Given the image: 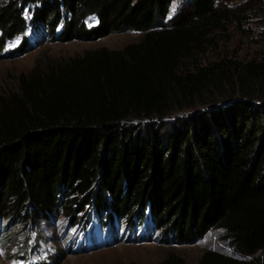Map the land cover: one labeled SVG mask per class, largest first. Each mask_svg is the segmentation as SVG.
<instances>
[{
	"label": "trees",
	"instance_id": "trees-1",
	"mask_svg": "<svg viewBox=\"0 0 264 264\" xmlns=\"http://www.w3.org/2000/svg\"><path fill=\"white\" fill-rule=\"evenodd\" d=\"M224 1L185 0L164 24L171 0H0V50L4 37L22 28L26 2L38 4L33 18L50 30L62 17L59 40L142 33L119 51L85 57L97 65L90 93L75 86L82 78L66 72L46 76L50 86L37 92L21 79L20 95L0 97V218L68 214L77 200L125 214L147 208L155 226L179 242L220 229L239 253L264 251V102H229L201 113L198 126L177 119L174 132L161 137L152 129H118L129 115L162 118L172 104L185 106L229 80L225 62L179 69L212 29L243 17L245 9ZM87 14H94V26L82 23ZM231 67L241 97L264 95V65ZM159 264L187 263L169 255ZM194 264L264 260L204 250Z\"/></svg>",
	"mask_w": 264,
	"mask_h": 264
},
{
	"label": "rangeland",
	"instance_id": "rangeland-1",
	"mask_svg": "<svg viewBox=\"0 0 264 264\" xmlns=\"http://www.w3.org/2000/svg\"><path fill=\"white\" fill-rule=\"evenodd\" d=\"M224 2L229 7L239 5L245 9L241 12L243 17L239 22L224 20L221 28L212 29L204 36L200 47L193 48L192 54L181 59L179 69L191 72L194 66L225 62L229 67V80H222L224 84L220 88L209 86L200 95L184 102L188 103L185 106L172 104L162 118L129 115L120 122L118 129L131 132L152 129L156 131L152 132L154 136L161 137L174 132L179 125L175 123L177 119L183 124L194 120L198 126L202 114L229 102H264V95L258 93L250 98L240 96L236 79L238 70L231 67L234 64L244 66L248 62L264 65V1ZM184 4L185 0H171L162 23L167 24ZM36 7H39L36 2L20 5L22 28L4 37L0 50V97L3 99L20 95L21 79L31 84L30 90L37 92L38 85L50 86L45 81L46 76L66 72L73 78H82L83 81L75 86L90 93L89 77L97 65L85 61V57L100 56L102 49L105 52L119 51L127 44L138 42L142 36L139 31L126 30L98 38L59 40L56 36L62 26V17L50 30L47 23L33 18ZM82 23L85 27L94 26V14L85 15ZM21 42L24 47L18 51ZM106 64L111 67L109 60ZM105 202H108L107 196ZM79 203L77 200L78 205L73 204V210L68 214L54 210L37 221L12 216L0 218V264H159L169 255L194 264L204 250L240 260H264V251L252 256L236 251L220 229L210 230L188 242H179L155 226L147 208L140 214L134 212V208L130 211L132 213L125 214L111 207Z\"/></svg>",
	"mask_w": 264,
	"mask_h": 264
}]
</instances>
